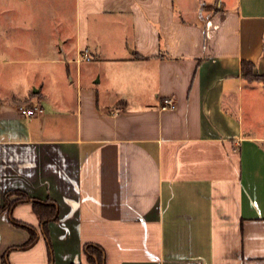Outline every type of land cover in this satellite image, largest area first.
I'll return each mask as SVG.
<instances>
[{"label":"crops","instance_id":"1","mask_svg":"<svg viewBox=\"0 0 264 264\" xmlns=\"http://www.w3.org/2000/svg\"><path fill=\"white\" fill-rule=\"evenodd\" d=\"M59 4L0 0V264H264V0Z\"/></svg>","mask_w":264,"mask_h":264},{"label":"rangeland","instance_id":"2","mask_svg":"<svg viewBox=\"0 0 264 264\" xmlns=\"http://www.w3.org/2000/svg\"><path fill=\"white\" fill-rule=\"evenodd\" d=\"M13 1V8L16 10H27V9H34V10H55L56 8L60 7V0H12ZM72 6L71 0H63V5L61 8L64 10L70 9ZM18 68H23V66H18ZM263 107V108H262ZM258 113H251L248 114L245 112V119L247 116H260L262 115V110L264 109V104H262ZM247 108V106H246ZM247 111V110H245Z\"/></svg>","mask_w":264,"mask_h":264},{"label":"trees","instance_id":"3","mask_svg":"<svg viewBox=\"0 0 264 264\" xmlns=\"http://www.w3.org/2000/svg\"><path fill=\"white\" fill-rule=\"evenodd\" d=\"M253 65L250 62L247 61H242L241 63V74L242 77L248 79V80H261L264 83V76H260L258 74L254 73V69H253ZM21 200L26 199V197H24L23 195H21ZM14 203V202H13ZM11 203V204H13ZM9 204L7 202L6 199V205ZM34 242L33 238H31L28 243L26 244V247L32 245V243ZM85 254L88 258V260H90L91 264H99V260H100V253H99V249L96 246L93 245H86L84 248ZM3 264H7L6 259H3Z\"/></svg>","mask_w":264,"mask_h":264},{"label":"built area","instance_id":"4","mask_svg":"<svg viewBox=\"0 0 264 264\" xmlns=\"http://www.w3.org/2000/svg\"><path fill=\"white\" fill-rule=\"evenodd\" d=\"M82 60H89V55L87 53H83L81 55ZM176 107V102L173 97H166L160 100L159 103V110L160 111H167V110H173ZM43 109L39 104H33L31 107H21L20 108V113L21 115L25 117H31L34 116L38 113H42Z\"/></svg>","mask_w":264,"mask_h":264}]
</instances>
